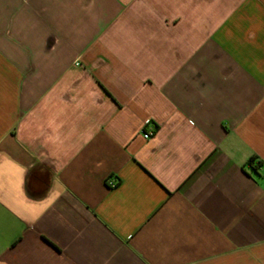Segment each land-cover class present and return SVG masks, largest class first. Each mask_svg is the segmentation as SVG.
I'll list each match as a JSON object with an SVG mask.
<instances>
[{
	"label": "crops",
	"instance_id": "obj_1",
	"mask_svg": "<svg viewBox=\"0 0 264 264\" xmlns=\"http://www.w3.org/2000/svg\"><path fill=\"white\" fill-rule=\"evenodd\" d=\"M0 264H264V0H0Z\"/></svg>",
	"mask_w": 264,
	"mask_h": 264
},
{
	"label": "built area",
	"instance_id": "obj_2",
	"mask_svg": "<svg viewBox=\"0 0 264 264\" xmlns=\"http://www.w3.org/2000/svg\"><path fill=\"white\" fill-rule=\"evenodd\" d=\"M155 134H156V131H150V132H145L144 136L145 138H151Z\"/></svg>",
	"mask_w": 264,
	"mask_h": 264
},
{
	"label": "trees",
	"instance_id": "obj_3",
	"mask_svg": "<svg viewBox=\"0 0 264 264\" xmlns=\"http://www.w3.org/2000/svg\"><path fill=\"white\" fill-rule=\"evenodd\" d=\"M257 158V155H254L253 157H252V160H254V159H256Z\"/></svg>",
	"mask_w": 264,
	"mask_h": 264
}]
</instances>
